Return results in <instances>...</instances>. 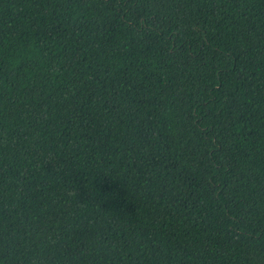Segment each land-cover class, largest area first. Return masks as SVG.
<instances>
[{
	"label": "trees",
	"instance_id": "16d2710c",
	"mask_svg": "<svg viewBox=\"0 0 264 264\" xmlns=\"http://www.w3.org/2000/svg\"><path fill=\"white\" fill-rule=\"evenodd\" d=\"M0 264H264V0H0Z\"/></svg>",
	"mask_w": 264,
	"mask_h": 264
}]
</instances>
